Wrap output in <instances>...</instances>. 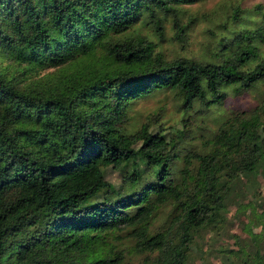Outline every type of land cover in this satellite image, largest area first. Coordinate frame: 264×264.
Segmentation results:
<instances>
[{
  "label": "trees",
  "instance_id": "trees-1",
  "mask_svg": "<svg viewBox=\"0 0 264 264\" xmlns=\"http://www.w3.org/2000/svg\"><path fill=\"white\" fill-rule=\"evenodd\" d=\"M136 2L0 0V57L33 69L78 52L91 59L97 46L103 49L87 79L66 74L46 89L21 85L0 65V264H137L138 253H145L141 264H185L194 231L221 219L224 178L231 170L254 169L264 155V124L228 120L212 149L195 154V182L187 185L190 167L177 170L179 155L172 150L183 135L178 121L157 130L148 120L128 133L119 130L130 99L153 83L175 87L188 108L226 85L243 89L264 74V54L253 53L255 62L245 65L253 48L249 32L243 33L246 43L216 62L154 52V38L127 30ZM145 2L158 3L153 37H162L170 21L175 36H183L173 0ZM170 129L178 134L167 135ZM108 166L119 170L118 183L106 177ZM179 170L187 175L180 182ZM169 200L178 204L175 238L170 229L150 232L146 226ZM121 227L135 236L132 252L91 246L102 232ZM258 237L239 239L241 255L220 249L219 264H264ZM76 254L83 258L73 259Z\"/></svg>",
  "mask_w": 264,
  "mask_h": 264
},
{
  "label": "rangeland",
  "instance_id": "rangeland-1",
  "mask_svg": "<svg viewBox=\"0 0 264 264\" xmlns=\"http://www.w3.org/2000/svg\"><path fill=\"white\" fill-rule=\"evenodd\" d=\"M145 1L140 0L131 5L134 11L125 23L127 30L132 33L140 29V33H146L148 39H156L152 40L151 47L154 52L162 54L165 58L186 55L198 61L216 62L224 58L228 51L230 54L237 45L247 42V38L243 37L244 32L250 33L249 44L253 45L245 65L255 62L257 54H264V0H173L184 25L181 38L175 36L171 21L166 23L162 37H153L154 30L151 27L155 26L153 18L157 15L158 3ZM236 8L238 17H234ZM125 34L126 30L115 33L113 37ZM102 50L97 46L94 54L89 55L91 59L78 52L66 62L33 69L16 64V61L3 56L0 57V65L10 74H14L21 85L31 89H46L48 86H55L60 77L59 82H62L66 74H75V77L82 74L83 79H87L90 75L87 72L98 67L97 59L103 58ZM262 84L264 85V74L257 82L243 89L236 90L234 86L226 85L218 96L212 97L208 102H194L186 108L182 94L175 87L156 82L130 99L132 104L125 118L118 123V127L121 132L128 133V130L147 120L150 121L152 130H157L159 125L178 121L176 125L183 130V135L172 147L173 152L179 155L176 167L178 170L179 167L188 165L190 174L186 184L194 185L199 162L195 154L206 153L212 149V139L220 134V127H227L229 121H236L240 117H247L251 123L264 124ZM99 95L101 92L93 99ZM176 134L178 131L173 129L167 132V135ZM187 157L190 159L189 163L186 161ZM231 171V175L224 178L226 190L220 209L221 219L216 226L199 227L194 231L185 264H219L220 249L241 255L237 246L239 239L250 243L254 233L259 236V252L264 254V155L258 157L252 170ZM106 177L118 183L120 172L117 168L108 166ZM186 178L187 175L182 174L180 170L176 173V180L179 182ZM176 206L178 204L174 200L158 206L146 223L149 231L170 229L175 238L178 227L172 218L178 212ZM96 239L91 244L92 247L99 245L98 249L105 250L114 244L117 247H126L132 252L135 236L129 227H121L108 229ZM144 256L145 253H138L135 263L141 264ZM75 258L83 257L76 254L73 259Z\"/></svg>",
  "mask_w": 264,
  "mask_h": 264
}]
</instances>
